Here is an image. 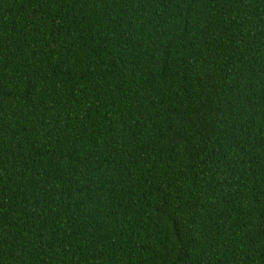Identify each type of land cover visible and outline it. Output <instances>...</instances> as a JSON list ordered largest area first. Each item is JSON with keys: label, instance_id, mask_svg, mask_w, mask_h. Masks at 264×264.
<instances>
[{"label": "trees", "instance_id": "16d2710c", "mask_svg": "<svg viewBox=\"0 0 264 264\" xmlns=\"http://www.w3.org/2000/svg\"><path fill=\"white\" fill-rule=\"evenodd\" d=\"M0 264H264V0H0Z\"/></svg>", "mask_w": 264, "mask_h": 264}]
</instances>
